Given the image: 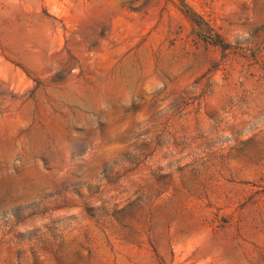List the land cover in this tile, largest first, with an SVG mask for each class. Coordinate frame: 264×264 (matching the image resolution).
<instances>
[{
	"label": "rangeland",
	"instance_id": "obj_1",
	"mask_svg": "<svg viewBox=\"0 0 264 264\" xmlns=\"http://www.w3.org/2000/svg\"><path fill=\"white\" fill-rule=\"evenodd\" d=\"M0 264H264V0H0Z\"/></svg>",
	"mask_w": 264,
	"mask_h": 264
},
{
	"label": "trees",
	"instance_id": "obj_2",
	"mask_svg": "<svg viewBox=\"0 0 264 264\" xmlns=\"http://www.w3.org/2000/svg\"><path fill=\"white\" fill-rule=\"evenodd\" d=\"M203 41H205V40H203ZM205 43L208 44V45L217 46L223 51H226L229 48L228 45H225V44H222V43H217L216 41H213V40L205 41Z\"/></svg>",
	"mask_w": 264,
	"mask_h": 264
}]
</instances>
